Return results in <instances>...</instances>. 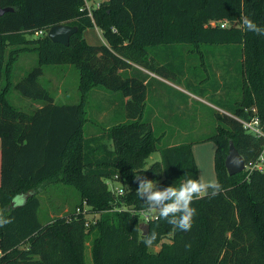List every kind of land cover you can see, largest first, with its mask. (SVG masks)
<instances>
[{"label":"trees","instance_id":"obj_1","mask_svg":"<svg viewBox=\"0 0 264 264\" xmlns=\"http://www.w3.org/2000/svg\"><path fill=\"white\" fill-rule=\"evenodd\" d=\"M81 4L0 0V7L13 8L0 16V218L11 221L0 226V264H85L79 248L92 229L94 264H264V171L229 175L224 165L229 141L246 165L264 151V138L247 133L236 119L254 106L264 121V35L248 31L241 20L247 16L264 28V0H102L93 21L79 12ZM224 19L228 27L209 25ZM55 24L77 27L67 46L46 34L28 37ZM93 26L106 44L84 40L82 31ZM183 42L228 45L226 70L242 80L240 100L223 96L216 102L225 112L215 113L213 133L201 140L215 143V176L222 190L212 197L209 189L192 202L196 215L190 231L174 229L157 214L148 233L139 235V213L148 209L136 194L135 175L161 191L199 180L192 141L160 145L146 110L152 79L138 69L178 81L187 69ZM30 51L38 65L13 85V64ZM60 62L73 63L79 72L77 103H54L40 82L43 66ZM12 86L43 106L32 113L14 107L7 97ZM93 88L114 92L121 105L118 122L86 137L85 103ZM154 152L160 158L147 166ZM108 180L117 181L123 194L110 189ZM47 183L72 186L98 217L89 222L80 203L76 213L41 222L35 190ZM23 195L22 203L11 206ZM153 232L171 233L170 243L155 255L143 242Z\"/></svg>","mask_w":264,"mask_h":264},{"label":"rangeland","instance_id":"obj_2","mask_svg":"<svg viewBox=\"0 0 264 264\" xmlns=\"http://www.w3.org/2000/svg\"><path fill=\"white\" fill-rule=\"evenodd\" d=\"M100 1L102 2V0ZM238 23L237 26H239ZM88 31L90 36L97 37L96 30L89 29ZM28 37L36 39L39 36L28 35ZM227 46L193 45L190 42H183L181 52L186 61L187 69L178 81L156 78L157 75L138 67L150 80L152 79L146 110L150 114L154 133L161 138L160 145L192 141V151L199 180L204 183L216 181L214 169L215 143L212 140L201 141L214 131L217 125L215 113L225 112L216 102L220 98L219 101H221L223 96L239 100L241 98V88L239 87L242 80L236 76L233 69L226 70L225 58L228 57V54L225 47ZM37 65L35 52L30 51L21 54L13 66L12 82L16 84L22 78V74H26ZM190 69H193V72ZM78 81L79 72L71 62L48 63L43 66V74L40 76V82L53 95L61 91V99L56 100V103H77L80 99ZM3 83L4 79H2L1 85ZM201 89H206L203 96L199 94ZM8 96L14 104L15 96L29 99L22 96L13 86ZM120 102V97L114 92L98 88L91 89L87 93L85 103L88 121L84 125V135L86 137L99 135L104 127L107 128L118 122L117 112L120 109ZM16 104L19 105L17 101ZM106 144L110 146V141L107 140ZM159 158L158 152L152 153L147 159V166ZM108 184L110 189L119 186V183L113 180H108ZM38 197L40 199L38 216L41 222L57 215L76 213V208L80 206V203L82 205L80 208L84 211V216L89 222L93 223L98 217V214L89 212L86 204L80 201L79 193L72 186L61 183L47 184ZM121 208L126 209L127 207L122 206ZM157 214L155 211H141L139 213L140 223L148 224ZM94 230L89 231V237L79 248L85 264H94L92 242ZM140 233L141 230L139 235ZM156 236L153 244L146 246V251L153 255L160 252L163 245L170 243L171 233L168 232L163 236L156 234Z\"/></svg>","mask_w":264,"mask_h":264},{"label":"clouds","instance_id":"obj_3","mask_svg":"<svg viewBox=\"0 0 264 264\" xmlns=\"http://www.w3.org/2000/svg\"><path fill=\"white\" fill-rule=\"evenodd\" d=\"M241 20L248 31L264 35V28L256 25L247 16H242ZM135 181L139 185L136 194L145 202L148 211L157 212L160 218L165 219L174 229L181 231L192 229L193 218L196 215V209L191 206L192 202L208 194L209 189L212 197L220 194L222 190L221 185L215 180L204 183L198 179L189 178L178 188L169 186L163 191L158 190V186L152 180L141 175H135ZM10 222V220L0 218V226ZM156 238V233L153 232L143 242L146 246H151Z\"/></svg>","mask_w":264,"mask_h":264},{"label":"built area","instance_id":"obj_4","mask_svg":"<svg viewBox=\"0 0 264 264\" xmlns=\"http://www.w3.org/2000/svg\"><path fill=\"white\" fill-rule=\"evenodd\" d=\"M101 1L100 0H82V4L79 7V12L86 16L89 17L93 21V11L97 9L100 6ZM228 20L224 19L221 21H210L209 25L210 26H220L221 28H225L229 26ZM48 29L42 28L39 30L34 31L33 35L34 36H42L47 33ZM244 112L247 113L246 117H236V119L242 124L243 129L256 137H263L264 138V121H261L258 114L257 110L254 106L250 108H245ZM264 150V148H263ZM264 151L258 156V158L249 164L246 165L245 163V168L244 170L252 171V170H257L260 172L264 171ZM116 194H121L123 190L121 189L120 186L112 189ZM89 222H86V226L88 225Z\"/></svg>","mask_w":264,"mask_h":264},{"label":"water","instance_id":"obj_5","mask_svg":"<svg viewBox=\"0 0 264 264\" xmlns=\"http://www.w3.org/2000/svg\"><path fill=\"white\" fill-rule=\"evenodd\" d=\"M12 7H0V16L4 13L12 11ZM77 31L76 26H71L67 24H55L51 25L48 28L46 36L54 43H60L62 45L67 46L69 44V37ZM224 165L229 175H235L240 173L245 168V160L242 155L237 151L236 147L234 146L233 141H229V148L228 153L224 160ZM20 196L16 197L11 201V206L16 205L17 199ZM24 201L21 200L20 203ZM139 229L141 230L143 235L148 233L149 225L147 223H140Z\"/></svg>","mask_w":264,"mask_h":264},{"label":"crops","instance_id":"obj_6","mask_svg":"<svg viewBox=\"0 0 264 264\" xmlns=\"http://www.w3.org/2000/svg\"><path fill=\"white\" fill-rule=\"evenodd\" d=\"M89 29H94V30H96L95 32H96V34H97V37H95V36H90L89 35ZM82 37L84 38V40L88 43V44H90V45H101V44H106V41L104 40V38L102 37V34H101V32L99 31V29L97 28V27H95V26H93V27H88V28H85L83 31H82ZM96 39V40H95ZM25 53V52H24ZM21 54H23V53H20L19 55H18V57H17V59H16V61L19 59V56L21 55ZM16 61L14 62V64L16 63ZM37 62H38V58H37ZM14 64H13V66H14ZM13 70V69H12ZM12 73V72H11ZM148 74H150L149 72H148ZM153 74V73H152ZM25 74H22V77L24 76ZM155 75V74H154ZM156 78H160V79H164V78H161V77H159V76H156ZM12 81V80H11ZM12 84H14L13 82H12ZM11 89V88H10ZM10 89H9V91H10ZM9 91L7 92V97H8V99H9V101H10V103L14 106V107H16V108H18V109H20V110H22V111H25V112H27V113H32L33 111H35L36 109H39V108H41L42 106H43V102H40V101H34V100H31V99H25V98H21L20 96H15V104H16V101H17V103L19 104V105H15L11 100H10V98H9V96H8V93H9ZM60 94H62L61 93V91H60V93H57L56 95H53L54 96V103H56V100H60L61 99V95ZM65 103V102H64ZM47 184H51V183H47ZM47 184H42V185H40L39 187H37V189L35 190L36 191V195H37V197L39 196V194H40V192H41V190L43 189V187L44 186H47ZM31 191H29L28 193H30ZM23 197H24V195L23 196H20L18 199H17V202L18 201H21L22 199H23ZM50 212V210L48 211V213ZM50 216H51V214H50Z\"/></svg>","mask_w":264,"mask_h":264}]
</instances>
